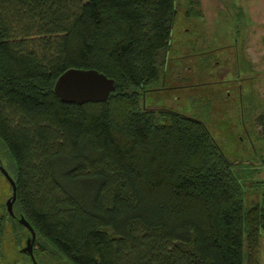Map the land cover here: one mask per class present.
Here are the masks:
<instances>
[{"label": "trees", "instance_id": "obj_1", "mask_svg": "<svg viewBox=\"0 0 264 264\" xmlns=\"http://www.w3.org/2000/svg\"><path fill=\"white\" fill-rule=\"evenodd\" d=\"M174 15L175 0H0V158L36 254L258 264L264 190L244 200L256 167L228 155L202 119L142 102L161 79ZM71 66L112 77L109 98L62 101L54 82ZM257 120L264 144V111ZM8 220L0 214V264H31L7 259Z\"/></svg>", "mask_w": 264, "mask_h": 264}, {"label": "rangeland", "instance_id": "obj_2", "mask_svg": "<svg viewBox=\"0 0 264 264\" xmlns=\"http://www.w3.org/2000/svg\"><path fill=\"white\" fill-rule=\"evenodd\" d=\"M192 6L201 13L188 14ZM163 57L161 79L146 86L143 104L202 119L228 155L256 167L252 179L258 187L248 188L244 200L260 199L264 144L257 116L264 111V0H175ZM9 185L0 173V201ZM18 244L7 242L10 263L19 254ZM53 255L52 262L69 264L60 254ZM258 264H264V229Z\"/></svg>", "mask_w": 264, "mask_h": 264}, {"label": "water", "instance_id": "obj_3", "mask_svg": "<svg viewBox=\"0 0 264 264\" xmlns=\"http://www.w3.org/2000/svg\"><path fill=\"white\" fill-rule=\"evenodd\" d=\"M115 84L112 77L94 67H68L64 69L55 79L54 92L62 101L83 103L85 101H104L109 98L114 90ZM0 170L11 185V195L6 200L7 209L11 210V203L16 197V185L8 170L0 163ZM18 220L26 225L31 235L26 239L22 251L27 252L32 264H38L32 249V241L35 237V229L29 221L21 214Z\"/></svg>", "mask_w": 264, "mask_h": 264}, {"label": "flooded vegetation", "instance_id": "obj_4", "mask_svg": "<svg viewBox=\"0 0 264 264\" xmlns=\"http://www.w3.org/2000/svg\"><path fill=\"white\" fill-rule=\"evenodd\" d=\"M0 163H2V159L1 158H0ZM2 165L5 167V164L2 163ZM0 173H2L1 170H0ZM9 187H10V191H9L8 194H6V197H5L6 199L4 198L3 201H0V214L3 213V212H7V217H9V220L6 222V226H7L8 230H9V232H10L9 240H11V242L13 244H18L19 243L17 246H18V248L20 250H19V254L17 256L20 259H22L21 260L22 262L28 263L30 261L31 264H32V260H31L30 255L27 252H24V251L21 250L22 247L26 243V239L31 235V232H30L29 228L26 225H24L23 223H21L18 220V218L20 217L21 213L19 211L15 210V199L11 203L12 212H10L7 209V206H6V200L11 195V185H9ZM10 217L15 219L19 224L22 225V227H20L18 225H15L12 222V220L10 219ZM39 241L40 240H38L37 235L35 233V237H34V239L32 241V249H33V254H34V257H35L37 263L38 264H57V263L52 262V258L51 257H53V256L51 255V253L44 252V251H42V252L38 251L37 254L35 253V250H38V248L40 247Z\"/></svg>", "mask_w": 264, "mask_h": 264}]
</instances>
